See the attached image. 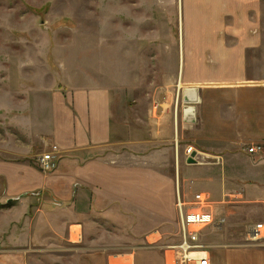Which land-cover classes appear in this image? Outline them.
Wrapping results in <instances>:
<instances>
[{"label":"rangeland","instance_id":"1","mask_svg":"<svg viewBox=\"0 0 264 264\" xmlns=\"http://www.w3.org/2000/svg\"><path fill=\"white\" fill-rule=\"evenodd\" d=\"M224 1L227 7L228 0ZM202 7L200 0H0V163L25 159L45 174L54 172L40 166V158L54 145L59 149L58 164L63 155L61 131L56 130L51 108L57 101L59 124L64 125V101L76 88L109 87L122 101L136 105L141 118L150 108L148 117L160 134L152 146L139 145L137 155L140 160L152 154L154 168L173 178L174 206L164 217L140 209L131 216L123 207L120 219L99 218L89 235L102 236L97 246L112 248L110 254L147 247L163 256L165 248L178 241L177 182L191 196L201 182L205 186L208 178L224 176L226 164L208 153L188 163L186 149L194 143L192 131L182 124L183 89L189 79L197 82V45L240 39L229 31L232 21L226 12L214 22L212 35L201 33V25L207 23L199 16ZM260 11L261 21L251 34L264 45V0ZM254 67L263 70L264 62ZM172 111L175 120L169 138L163 121ZM114 152L125 160L132 157L126 144ZM233 169L251 178L247 182L253 185L261 165L258 157L243 158ZM221 182L226 190L220 196L203 188L226 219L205 242L216 243L222 235L232 234L234 243L264 251V237L250 239L252 230L264 223V195L250 194L236 181L233 187L238 189L228 190L231 183ZM4 183L0 176V264L76 263L70 253L80 254L89 245L68 240L63 205L47 194L40 200L44 191H38L25 198L24 206L19 200L26 195L11 199ZM73 230L81 234L82 228ZM126 258L112 262L127 263Z\"/></svg>","mask_w":264,"mask_h":264},{"label":"crops","instance_id":"2","mask_svg":"<svg viewBox=\"0 0 264 264\" xmlns=\"http://www.w3.org/2000/svg\"><path fill=\"white\" fill-rule=\"evenodd\" d=\"M200 1L204 6L200 19L207 21L201 25V33L212 35L214 22L226 12L225 17L232 21L229 31L240 39L224 45L198 44L197 82L189 79V86L184 87L198 89V101L194 104L196 123L182 120L183 128L192 131L195 155L199 158L208 153L220 158L227 169L223 177L208 178L209 182L205 186L201 182L199 188L209 187L220 196L226 190L221 180L231 183L228 190L238 189L233 187L236 181L246 186L248 193L264 195V69L254 67L264 62V45L258 42L257 35L251 34L261 21V0H228L227 7L224 0ZM204 25L207 26L203 29ZM122 100L109 87L76 88L64 101V125L59 124L57 101L54 103L51 111L56 130L61 131L58 142L63 152L54 172L45 174L25 159L0 163L5 195L11 199L26 195L19 200L26 206L29 194L44 191L40 200L47 194L58 200L59 206L63 205L60 210L67 214L68 240L89 245L80 254L71 252L76 263L69 264H165L164 253L156 254L147 247L132 248L125 255L110 254L112 248L97 246L102 244V236L89 235V229L95 227L99 218L120 219L123 207L131 216L140 209L164 217L174 206L173 178L154 168L152 154H145L140 160L137 155L139 145L152 146L160 134L148 117L150 108L141 118L136 105ZM174 120L172 111L163 121L169 138ZM123 144L132 156L126 160L114 152L116 146ZM253 145H261L263 150L249 153ZM254 157H258L261 170L255 175V184L250 185L247 181L251 178L233 167L243 158ZM200 173L197 168V178ZM77 226L82 228L81 234L73 230ZM231 235H222L216 243L206 242L211 264H264V251L255 245L234 243ZM127 255V263L112 262V258L119 260Z\"/></svg>","mask_w":264,"mask_h":264},{"label":"built area","instance_id":"3","mask_svg":"<svg viewBox=\"0 0 264 264\" xmlns=\"http://www.w3.org/2000/svg\"><path fill=\"white\" fill-rule=\"evenodd\" d=\"M58 150V146L54 145L40 158L43 170L47 172L56 170ZM262 150L261 145H253L248 149L252 154L260 153ZM186 153L188 160L196 153V149L189 146ZM195 157L198 162V157L196 155ZM216 205L210 192L200 190L188 196L182 192L180 182H177L175 207L178 215V241L165 248V264H211L210 246L204 239L209 232L221 229L226 222V219L218 214ZM263 237L264 223H260L252 230L250 239L259 241Z\"/></svg>","mask_w":264,"mask_h":264},{"label":"water","instance_id":"4","mask_svg":"<svg viewBox=\"0 0 264 264\" xmlns=\"http://www.w3.org/2000/svg\"><path fill=\"white\" fill-rule=\"evenodd\" d=\"M198 89L187 87L183 90V100L186 103L182 110V119L185 123H195L197 121V108L194 105L198 101ZM195 154L188 159V163H196Z\"/></svg>","mask_w":264,"mask_h":264},{"label":"bare ground","instance_id":"5","mask_svg":"<svg viewBox=\"0 0 264 264\" xmlns=\"http://www.w3.org/2000/svg\"><path fill=\"white\" fill-rule=\"evenodd\" d=\"M186 88H187V87H186ZM184 89H185V88H184ZM184 89H183V90H184Z\"/></svg>","mask_w":264,"mask_h":264}]
</instances>
